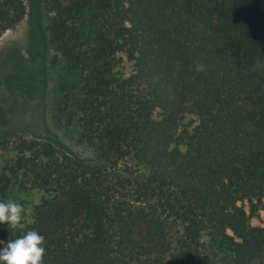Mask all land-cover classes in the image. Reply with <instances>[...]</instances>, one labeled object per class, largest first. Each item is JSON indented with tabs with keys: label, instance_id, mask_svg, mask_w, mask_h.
<instances>
[{
	"label": "trees",
	"instance_id": "obj_1",
	"mask_svg": "<svg viewBox=\"0 0 264 264\" xmlns=\"http://www.w3.org/2000/svg\"><path fill=\"white\" fill-rule=\"evenodd\" d=\"M63 100L93 159L0 139V202L37 192L23 228L43 264H264V0H51ZM26 15L0 0V39ZM204 70L198 71L197 65ZM10 86L24 90L14 76ZM13 136V135H12ZM8 142V143H7Z\"/></svg>",
	"mask_w": 264,
	"mask_h": 264
},
{
	"label": "rangeland",
	"instance_id": "obj_2",
	"mask_svg": "<svg viewBox=\"0 0 264 264\" xmlns=\"http://www.w3.org/2000/svg\"><path fill=\"white\" fill-rule=\"evenodd\" d=\"M23 1V21L0 39V139L6 136L9 143L15 136L48 139L63 151L93 159L92 148L81 142L78 124L62 121L63 100L78 87L79 77L67 72L51 42V0ZM14 76L22 81L24 90L11 88ZM13 156L12 148L0 151V164ZM39 199L40 194L33 192L14 201L22 204L23 216L31 213ZM263 221L264 211L251 220V225L260 226Z\"/></svg>",
	"mask_w": 264,
	"mask_h": 264
},
{
	"label": "clouds",
	"instance_id": "obj_3",
	"mask_svg": "<svg viewBox=\"0 0 264 264\" xmlns=\"http://www.w3.org/2000/svg\"><path fill=\"white\" fill-rule=\"evenodd\" d=\"M203 64L197 65L198 71L204 70ZM264 69V61L257 58L254 70ZM22 204L13 200L0 202V224L8 225L11 229L23 228ZM44 236L37 231H27L14 240H0V264H43L45 254Z\"/></svg>",
	"mask_w": 264,
	"mask_h": 264
}]
</instances>
